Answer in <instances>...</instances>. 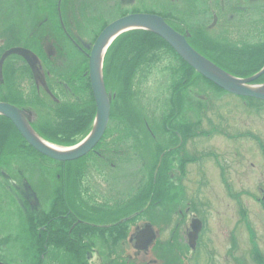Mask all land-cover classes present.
<instances>
[{"label": "flooded vegetation", "instance_id": "1", "mask_svg": "<svg viewBox=\"0 0 264 264\" xmlns=\"http://www.w3.org/2000/svg\"><path fill=\"white\" fill-rule=\"evenodd\" d=\"M143 2L147 3L144 9L140 6ZM93 3L103 4L106 14L110 11L115 17L112 21L129 13L159 15L194 48V43L221 41L228 34L235 42L254 40L259 20L264 18V0H9L8 6L0 8V60L10 49L29 50L34 54L37 76L22 56L7 55L0 65V102L27 113L36 130L43 131L48 117L51 122L70 119L56 117V113L65 103L74 101V85L86 80L92 44L112 22L100 24L99 31L91 35L90 48L82 54L77 42L81 37L79 13L85 4L90 7ZM61 49L69 53L59 54ZM185 107L188 111L184 101V112ZM141 110L140 129L130 131L124 126L117 132L111 122L89 153L74 161H56L61 173L54 190L48 194L46 184L45 198H37L34 209L23 211L21 231L29 241L34 264L143 263V250L135 245L137 234L147 224L158 231L152 251L169 244L177 253L187 252L189 258H181L183 264H192L194 253L205 244L207 229L206 205L193 194L198 190L196 181L201 180L192 171L199 162L191 154L200 139V133L192 132V124L198 119L192 120L190 114L178 115L172 117L174 121L166 130H161L164 117L157 113L147 116L143 106ZM27 145L30 148L22 156L9 160L0 157V166L9 162L19 170L18 159L48 158ZM2 152L0 149V155ZM8 170L17 183L22 181L21 176ZM194 181V189L187 194L185 184ZM161 183L173 187L174 195L181 193L180 202L186 201L184 210L181 204L174 212L162 210ZM184 192L194 198H185ZM141 216L146 218L139 223ZM29 225L40 235L37 248L44 250L40 257L28 236ZM163 232L168 233L165 240L160 239ZM22 262L26 264L28 259ZM0 264H5L2 254Z\"/></svg>", "mask_w": 264, "mask_h": 264}, {"label": "rangeland", "instance_id": "2", "mask_svg": "<svg viewBox=\"0 0 264 264\" xmlns=\"http://www.w3.org/2000/svg\"><path fill=\"white\" fill-rule=\"evenodd\" d=\"M5 5H9V0H0V8ZM146 5L143 2L140 6L144 9ZM81 12L78 32L81 37L77 42L79 51L84 54L92 43L91 35L99 31L100 24L103 26L105 21L110 22L115 17L110 11L106 14V8L100 3L90 7L85 4ZM67 29L71 30L69 26ZM77 30L75 28V32ZM67 53L63 49L59 51V54ZM166 61V57L155 61L160 77L147 76L138 91L140 106L147 116L152 113L160 116L163 111L168 77L159 70V65ZM200 84L199 89H192L191 95L185 93V102L191 106L188 114L192 120L199 119V123L192 124V131L194 135L197 131L203 132L194 144L196 152L191 153L199 162L195 164L198 169L193 165L192 171L196 179H201L195 180L198 190L193 194L199 195L207 208V229L203 239L207 249L196 264H264V101L230 94L202 79H199ZM18 160L19 170L9 162L0 166V254L5 264H23V258L28 259L26 264H34L29 241L21 231L25 221L23 211L34 209L37 198L43 200L47 191L52 193L61 170L54 159L41 155ZM8 169L21 176L22 181L17 183L7 173ZM195 181L191 185L185 184L187 194L194 189ZM228 182L231 186L228 190L235 193L236 198L232 199L228 194ZM185 198L192 200L194 196L185 194ZM185 202V199L182 202L177 199L174 203L176 211L179 204L184 210ZM171 205L173 210V203ZM141 217L139 223L146 218ZM167 237V232L160 235L161 240ZM160 252H164L163 247Z\"/></svg>", "mask_w": 264, "mask_h": 264}, {"label": "trees", "instance_id": "3", "mask_svg": "<svg viewBox=\"0 0 264 264\" xmlns=\"http://www.w3.org/2000/svg\"><path fill=\"white\" fill-rule=\"evenodd\" d=\"M259 21L260 25L256 28L254 40L235 42L228 34V37H224L221 41L198 42L193 45L199 53L230 74L240 78L252 76L264 65V18ZM159 50H161L160 54L157 55ZM159 57H166L167 61L159 65V70L163 74L167 73L170 80L168 106L162 119L164 127L168 128L173 123L172 117L182 114L184 93L190 87L197 86L202 77L154 33L131 30L114 40L104 58V81L111 94L110 123L115 125V131L121 132L124 126L130 131L141 128L142 110L138 92L141 88L140 69L157 65L155 61L159 60ZM87 76L88 73L86 80L82 82L84 84L74 85V101L65 103L56 113V117L64 116L70 119L67 122H58L56 118L55 122H51L47 116L42 127L43 131L37 130L43 138L59 145L69 146L80 141L91 130L96 107ZM261 82H264V74L256 80V83ZM27 148L30 147L14 126L4 118H0V149L3 150V155L0 157L9 160L15 156H22L23 153H27ZM170 190V186L161 183L162 201L168 199V196L169 199L171 198ZM28 236L33 240L36 246L35 252L40 257L44 251L37 248L40 235L34 232L31 225L28 226ZM158 258L164 260L162 264H174L175 260L179 261L181 254H175L174 250L167 246Z\"/></svg>", "mask_w": 264, "mask_h": 264}, {"label": "water", "instance_id": "4", "mask_svg": "<svg viewBox=\"0 0 264 264\" xmlns=\"http://www.w3.org/2000/svg\"><path fill=\"white\" fill-rule=\"evenodd\" d=\"M132 29H143L158 35L197 73L222 90L238 96L264 100V83H253L264 73V66L259 72L248 78L233 76L197 52L188 43L185 36L175 31L162 17L149 13H133L107 25L92 46L89 54V78L96 104V116L92 130L83 140L69 147L53 145L40 138L31 129L26 113L8 103L0 102V115L5 116L14 124L28 144L49 158L65 162L86 155L103 136L110 116V98L104 86L102 73L105 51L119 34ZM9 54L21 55L30 65L34 76H37L32 52L20 48L11 49L2 56L0 65ZM194 231L197 230L194 229ZM155 237L154 230L150 225H146L137 234L135 247L146 251ZM190 240H192V236Z\"/></svg>", "mask_w": 264, "mask_h": 264}, {"label": "bare ground", "instance_id": "5", "mask_svg": "<svg viewBox=\"0 0 264 264\" xmlns=\"http://www.w3.org/2000/svg\"><path fill=\"white\" fill-rule=\"evenodd\" d=\"M161 130H166L163 124L161 125Z\"/></svg>", "mask_w": 264, "mask_h": 264}]
</instances>
